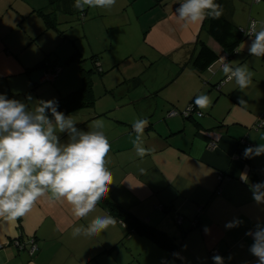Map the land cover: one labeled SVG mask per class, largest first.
I'll return each instance as SVG.
<instances>
[{"label":"crops","instance_id":"obj_1","mask_svg":"<svg viewBox=\"0 0 264 264\" xmlns=\"http://www.w3.org/2000/svg\"><path fill=\"white\" fill-rule=\"evenodd\" d=\"M50 1L0 0V93L9 98L24 100L31 95L33 100H48L52 98H46L50 96L45 83L58 87L61 76L49 79L48 70L30 69L42 59L44 31L58 32L35 12L56 6V12L63 13L60 2L52 5ZM179 2L182 0H116L108 12L93 9L92 16H101L100 27L107 30L125 29L133 19L140 22L143 38L126 46L123 81L130 84L138 76L141 83L127 87L136 90L120 94L123 103L108 107L98 103L70 114L82 130H90L95 120L104 122L103 131L111 144L106 166L113 175L107 195L136 218L172 237L183 262L213 264L209 251L217 249L225 264H256L257 258L248 250L253 240L245 233L254 230L258 221L264 224V204L253 201L249 188L264 181V155L245 159L243 151L249 147L247 143L264 144V126L254 128L264 114V58L250 56L247 46L240 53L234 51L229 63L246 65L254 73L252 83L241 92L234 80L225 79L217 89L216 84L225 77L219 61L198 72L192 59L198 40L218 51L219 47L207 33L205 20L187 29L181 27L175 18ZM221 6L223 15L236 26L246 28L255 20L259 29V22L264 21V0H225ZM242 42L250 43L249 37L239 44ZM109 47L112 51L113 41ZM94 54L99 57V52ZM99 65L102 69L101 62ZM201 94L212 101L205 110L197 107L202 116L166 115L171 109L182 110ZM241 97L246 101L243 105L238 102ZM35 103H29V108ZM130 104L131 108H121ZM138 119L149 121L143 146L151 152L142 160L132 144V124ZM66 140L61 134V141ZM242 172L247 173L248 184L241 181ZM105 214L113 216L99 203L88 217L75 220L66 203L42 197L15 222L0 220V264H176L171 253L128 232L116 217L117 224L98 236H71L73 227H86L95 216ZM177 214L182 216L180 227L175 224ZM234 218L243 223L225 229ZM193 221L195 226L190 227ZM32 239L37 249L29 254L24 247Z\"/></svg>","mask_w":264,"mask_h":264},{"label":"clouds","instance_id":"obj_2","mask_svg":"<svg viewBox=\"0 0 264 264\" xmlns=\"http://www.w3.org/2000/svg\"><path fill=\"white\" fill-rule=\"evenodd\" d=\"M115 4L116 0H75L73 7L82 12L85 7L111 9ZM221 14L222 6L215 0H182L175 9V18L185 29L202 24L206 18L219 19ZM246 36L250 43L242 42L234 51L240 53L247 46L250 56L264 58V21L259 22L258 29L257 21L253 20ZM219 63L225 82L234 80L241 92L251 85L254 73L246 65L233 67L226 56H221ZM33 101L35 105L29 108ZM238 102L246 103L242 97ZM193 103L205 110L212 101L201 94ZM58 108L56 98L33 100L27 95L20 100L0 93V220L15 222L30 212L42 197L49 202L66 203L72 217L81 220L95 212L107 196L113 175L106 166L111 144L103 131L104 122L95 120L90 130H82L71 114L66 115ZM148 124L147 119H138L132 124L135 133L132 144L141 160L151 152L143 146L144 129ZM61 134L67 137L65 142L61 141ZM261 155H264V144L260 143L243 151L246 159ZM140 172L145 170L140 169ZM240 179L249 183L247 173H240ZM249 188L253 201L257 205L264 204V181L251 184ZM242 223L234 218L225 224V229L239 227ZM116 224V218L109 214L97 215L86 227H73L71 236L92 238ZM209 231L205 226V234ZM245 235L253 240L248 250L257 258L256 264H264V224L258 221L255 229ZM173 256L182 259L178 253ZM211 259L213 264H225V258L220 255H213Z\"/></svg>","mask_w":264,"mask_h":264},{"label":"rangeland","instance_id":"obj_3","mask_svg":"<svg viewBox=\"0 0 264 264\" xmlns=\"http://www.w3.org/2000/svg\"><path fill=\"white\" fill-rule=\"evenodd\" d=\"M93 9L88 8L85 16V22L81 23L78 19L79 15L74 12L73 14H63L56 12L57 17V28L63 32L61 35L55 30H47L41 36V43L44 46L42 52V58L50 53L48 58L50 61L56 59L58 66L59 82L52 84L47 81L45 84V90L47 94L54 98L59 95H64L72 90H75L80 85V67L87 69L90 66L88 60L89 56L99 52V63L101 62V70H104L103 74L98 72L93 73V95L94 105L98 103L100 106L108 107L112 106L113 103L125 102L123 96H120L122 92L134 91V86L127 84L123 81L125 66L128 64L126 59H123L127 54L126 46L128 44H136L143 38V33L140 31V22L136 19L124 27H118L115 29L107 30L105 26L101 28L100 23L103 24L101 16L94 18L92 16ZM110 11L111 9H104ZM242 17H238V21H242ZM237 22V21H236ZM113 41V50L110 51V43ZM38 43V42H37ZM74 46L79 51L80 59H74L66 63V59L73 53ZM84 59V60H83ZM131 61H133L131 59ZM132 63V62H130ZM114 67H110L113 66ZM120 65V68L119 66ZM50 73V72H48ZM145 74L141 75L144 77ZM131 85L132 88H127ZM111 88V89H110ZM59 89V91H58ZM107 89V90H106ZM61 90V91H60ZM53 93V94H52ZM52 94V95H50ZM47 95V96H48ZM131 105V104H130ZM117 108L116 105H114ZM133 105L122 106V109L131 108ZM92 108V107H91ZM119 108V109H121ZM88 109V108H84Z\"/></svg>","mask_w":264,"mask_h":264},{"label":"trees","instance_id":"obj_4","mask_svg":"<svg viewBox=\"0 0 264 264\" xmlns=\"http://www.w3.org/2000/svg\"><path fill=\"white\" fill-rule=\"evenodd\" d=\"M59 2L62 5L61 11L63 13L73 14L74 12H76V14L79 15L78 19L80 20V22L84 20V17L86 14L85 9L82 12L75 9L72 6L75 0H52L50 1V4L54 5ZM215 2L219 3L220 5H223L225 3V0H215ZM56 10L58 9H56V6H55V8L51 9V11H44L43 9H38V10H35V12H37L42 17L44 24L47 27L54 28L61 35H63V32L58 30L57 28L58 21L56 17ZM204 23L206 26L207 33L209 34V36H211L214 43L218 45L219 51L209 46L205 41L198 40V51L192 59V66L198 72H203L206 69H210L212 64H214L215 62H218L220 56L223 54H225V56L227 57V61L229 63V60L232 54L234 53V49L246 37L247 29L249 27L250 22L248 23L246 28H242V27H239L233 24L222 13L219 19L213 20L211 18H206ZM49 54L50 53H47L44 58L37 61L32 67H30V69L42 68V69L48 70V72H53L57 67L55 65L57 60L54 59L50 61V59L48 58ZM80 55L81 54L74 46L73 53L66 59L65 62L68 63L74 59H78L81 61L82 59H80ZM88 60L90 62V66L87 69L80 67L81 81H80L79 87L64 95H59L55 97L59 102L58 110L63 111L66 115L76 110H80L84 108H91L94 105L95 99L93 95L92 75L95 72H98L101 75L104 73V71L100 69L97 54H92L91 56H89ZM219 68H220V63H219ZM225 79L226 78L224 77L221 81H219L216 84L217 89L218 87H220V84L224 82ZM130 82L132 86L136 87L141 83V79L138 76H135L130 80ZM194 99L195 97H193L182 110H178V109H171V110L177 111L175 115H181L182 117H185L188 119L195 117V115L196 117H200L202 116V114L197 115V112H200V111H198L197 107L193 103ZM189 106H191V111L190 112L185 111L187 108L189 109ZM186 112H188L187 116L185 115ZM263 118H264V114L260 115L257 118L256 123L254 124L255 129H259L264 126V122L261 123V120ZM247 145L250 146L249 143H247ZM100 203L101 205H103L105 209L108 210L110 214H112L116 218H119L120 221L124 223V225L122 224V226L126 227L128 232H134L137 235L150 240L151 242H153L155 245H157L161 249L166 250L169 253H171V255H173V253H177L176 251L177 243L174 241L172 237L168 236L167 234L160 231L159 229L151 225H148L142 220L136 218L126 208L121 207L115 200H113L108 195ZM194 226H195V223L193 221L190 224V227H194ZM121 241H123V239H121ZM22 244L20 245L24 246ZM29 246H30V241L27 243V246L25 245L24 250L27 251ZM174 259H175L176 264H186L180 258L174 257ZM210 261L213 263L211 257H210Z\"/></svg>","mask_w":264,"mask_h":264},{"label":"built area","instance_id":"obj_5","mask_svg":"<svg viewBox=\"0 0 264 264\" xmlns=\"http://www.w3.org/2000/svg\"><path fill=\"white\" fill-rule=\"evenodd\" d=\"M253 21V20H252ZM252 21H250V23H249V27H250V24H251V22ZM249 27H248V29H247V32H248V30H249ZM221 56H225V54H223V55H221ZM220 56V57H221ZM220 59V58H219ZM220 68H222L221 67V65H220ZM58 69H55L53 72H50V73H48V78L49 79H53V78H55L56 76H57V74H58ZM224 82H222L221 84H223ZM220 84V85H221ZM185 111H188V108L185 110ZM177 113V111L176 110H170L168 113H167V115L168 116H173V115H175ZM184 113V112H183ZM197 115H201V113L200 112H197ZM264 122V118L261 120V123H263ZM213 146H215V144L214 143H210V147H213ZM175 220H176V222H178V223H181L182 222V216H180V215H176L175 216ZM194 223H195V221H194ZM123 225H124V223H122ZM16 245H18L19 247H21V245L19 244V242L18 241H16ZM37 249V245H36V243L34 242V240L32 239V240H30V246H29V248L27 249V251H28V253L29 254H32L35 250ZM209 255H210V257H212L213 255H219V252H218V250L217 249H211L210 251H209Z\"/></svg>","mask_w":264,"mask_h":264},{"label":"water","instance_id":"obj_6","mask_svg":"<svg viewBox=\"0 0 264 264\" xmlns=\"http://www.w3.org/2000/svg\"><path fill=\"white\" fill-rule=\"evenodd\" d=\"M181 223H182V222H181ZM181 223H178V222H176V220H175V224H176L178 227L181 226ZM15 243H16V241H15Z\"/></svg>","mask_w":264,"mask_h":264}]
</instances>
